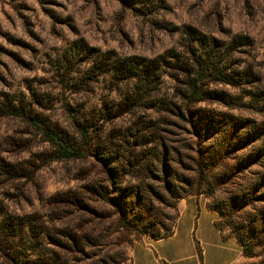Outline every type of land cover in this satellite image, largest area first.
Listing matches in <instances>:
<instances>
[{
  "label": "trees",
  "instance_id": "16d2710c",
  "mask_svg": "<svg viewBox=\"0 0 264 264\" xmlns=\"http://www.w3.org/2000/svg\"><path fill=\"white\" fill-rule=\"evenodd\" d=\"M172 33L153 58L94 60L71 88L86 94L107 77L119 97L97 110L63 98L66 126L34 109L42 102L0 104V119L20 120L46 146L19 161L0 155V264H131L127 247L173 235L181 200L218 193L217 226L264 264L263 62L246 35ZM68 160L83 164L76 188L42 198L39 211L12 208L44 167Z\"/></svg>",
  "mask_w": 264,
  "mask_h": 264
},
{
  "label": "rangeland",
  "instance_id": "374dc122",
  "mask_svg": "<svg viewBox=\"0 0 264 264\" xmlns=\"http://www.w3.org/2000/svg\"><path fill=\"white\" fill-rule=\"evenodd\" d=\"M185 25L223 39L249 36L252 55L263 62L264 86V0H0V104L42 102V108H32L66 126L63 98L97 110L105 97H119L108 89L107 77L86 94L71 88L101 54L153 58L175 44L174 27ZM44 148L20 120L0 119V155L19 161ZM82 167L69 160L49 164L36 185L26 186L28 202H11L12 208L41 210L42 198L80 184L76 174ZM207 198L215 203L224 195ZM224 232L231 235L229 227ZM125 252L129 256V247Z\"/></svg>",
  "mask_w": 264,
  "mask_h": 264
},
{
  "label": "crops",
  "instance_id": "0c3cea01",
  "mask_svg": "<svg viewBox=\"0 0 264 264\" xmlns=\"http://www.w3.org/2000/svg\"><path fill=\"white\" fill-rule=\"evenodd\" d=\"M179 216L172 236L155 239L144 236L129 248L131 264H252L234 236L217 226L218 211L209 208V199L188 197L178 204ZM198 246L202 252L200 257Z\"/></svg>",
  "mask_w": 264,
  "mask_h": 264
}]
</instances>
